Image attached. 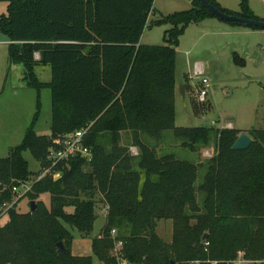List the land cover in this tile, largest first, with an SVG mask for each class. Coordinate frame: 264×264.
Returning a JSON list of instances; mask_svg holds the SVG:
<instances>
[{
	"label": "trees",
	"instance_id": "16d2710c",
	"mask_svg": "<svg viewBox=\"0 0 264 264\" xmlns=\"http://www.w3.org/2000/svg\"><path fill=\"white\" fill-rule=\"evenodd\" d=\"M207 1L228 15L262 21L249 0H241L239 12ZM0 3H8L0 15L1 33L10 41L8 62L24 66L27 87L52 93V135L40 136L32 125L23 143L0 159V219L9 217L0 226V264H93V256L72 254L70 229L88 237L98 202L109 208L105 227L92 241L102 264H233L240 253L264 264V130L249 131L251 147L234 151L240 130L175 125L180 38L190 24L214 17L198 0L189 10L159 14L150 24L155 0ZM163 25L170 26L165 44H141L147 26ZM38 66L50 67L51 82L36 78ZM195 112L200 113L197 106ZM86 128L92 161L77 158L60 165L58 180L46 177L23 197L37 202L34 212L13 208L1 217L3 204L14 199L13 189L39 174L30 171L24 153L44 166L54 140ZM167 131L193 153L214 142L213 157L200 156L195 163L159 156L146 137L158 145ZM125 132L138 155L121 144ZM44 194L51 196L50 207L40 200ZM162 220L173 222L171 242L157 234ZM114 229L124 243L119 257ZM61 242L67 253L59 249Z\"/></svg>",
	"mask_w": 264,
	"mask_h": 264
},
{
	"label": "rangeland",
	"instance_id": "374dc122",
	"mask_svg": "<svg viewBox=\"0 0 264 264\" xmlns=\"http://www.w3.org/2000/svg\"><path fill=\"white\" fill-rule=\"evenodd\" d=\"M216 1L228 5L231 10L241 11V0ZM158 4L162 6V0H158ZM166 5L167 1L163 0L165 16L191 8L190 5H186L189 6L187 8ZM249 6L255 16L264 21V0H249ZM7 7L8 3H0V15L7 13ZM169 28V25L147 26L141 38L143 45L165 44L164 35ZM8 46L7 38L0 32V159L6 158L12 148L23 143L26 132L32 125L38 135H52V93L49 89L40 90L25 85L24 66L8 62ZM263 55L264 30L230 24L215 17L190 24L181 36L177 50L175 125L219 129L232 126L242 131V134H248L253 129L264 130V63L256 62ZM36 60L40 61V55H36ZM197 64L201 65L203 76H197ZM34 72L39 81H52L50 67L38 66ZM203 78L210 84L207 102L199 104L197 90L201 88ZM182 85L187 86L185 97L180 93ZM195 106L200 113L195 112ZM146 138L151 146H156L159 156L174 154L177 159L198 163L200 156L210 159L215 153L214 142L209 147L200 149L199 154L193 153L183 148L182 142L171 131L165 133L164 140L158 145L154 140ZM121 144L129 146L132 155L133 152L140 153L138 148L132 146L130 133L122 134ZM24 157L29 163L30 171L39 173L40 163L31 152H25ZM205 170H200L199 183L203 181ZM98 199L103 200L99 195ZM40 200L50 207V194L42 195ZM30 202L21 197L16 211L20 214L31 212ZM72 210L67 209L68 212ZM96 214L94 230L88 237L70 229L74 237L71 250L74 256H93V264H102L94 257L92 241L99 237L106 225L107 207L104 203L98 202ZM8 220L9 217L4 216L0 219V226L6 225ZM157 234L163 241L171 242L173 222L160 221Z\"/></svg>",
	"mask_w": 264,
	"mask_h": 264
},
{
	"label": "built area",
	"instance_id": "2783aa9c",
	"mask_svg": "<svg viewBox=\"0 0 264 264\" xmlns=\"http://www.w3.org/2000/svg\"><path fill=\"white\" fill-rule=\"evenodd\" d=\"M196 74L197 76H203V70L199 64L196 65ZM209 84L210 83L207 79H202V86L199 90H197V101L199 104H204L207 102ZM88 131L89 128H86L84 130L69 133L54 140V146L50 149L48 154L47 164L44 166L40 165L39 174L34 179V181L22 184L20 186L21 188L16 187L13 189L14 199L10 203L3 204L1 217H3L11 209L17 208L19 199L21 197L23 198V196H25L28 192L32 191L35 183L46 177H51L53 180H58L62 176V172L57 170L60 165L68 162L69 160L77 158H84L88 162H91L93 159V154L85 142ZM137 154V152H133V155ZM108 210L109 208L107 207V215ZM111 237L115 242V255L119 257V253L124 245L123 240L120 238V235L116 229L111 231ZM120 264H123V262ZM212 264L219 263L214 261ZM233 264H254V262L245 260L244 254L240 253L238 259L233 262Z\"/></svg>",
	"mask_w": 264,
	"mask_h": 264
},
{
	"label": "water",
	"instance_id": "95a60500",
	"mask_svg": "<svg viewBox=\"0 0 264 264\" xmlns=\"http://www.w3.org/2000/svg\"><path fill=\"white\" fill-rule=\"evenodd\" d=\"M206 9L208 12H210L215 18H218L222 21L228 22L230 24H236L238 26H244L248 28H257L260 30H264V21H256L251 19L242 18L235 15H228L219 9L215 8L212 4H210L207 0H198ZM257 63H264V55L260 56L257 60ZM180 93L183 95V97L186 96V86L182 85L180 86ZM253 143V140L247 135V134H241L237 141L234 143L232 150L234 151H245L248 150ZM37 208V202L31 201L30 202V211L34 212ZM208 238V235H205L203 238V241H206ZM59 249L63 253H67V249L65 247V244L63 242L58 244Z\"/></svg>",
	"mask_w": 264,
	"mask_h": 264
},
{
	"label": "crops",
	"instance_id": "0c3cea01",
	"mask_svg": "<svg viewBox=\"0 0 264 264\" xmlns=\"http://www.w3.org/2000/svg\"><path fill=\"white\" fill-rule=\"evenodd\" d=\"M165 1H167L166 7H172V6H175V5H180L181 7H184V8L189 7V6L186 7V5H190L192 7V1L191 0H189L187 2H185L183 0H165ZM220 5H221L222 8L227 9L228 11L238 12V11L231 10V8H229V6L226 5V4H222L221 3ZM222 5H225V6H222ZM154 9H155V13L150 16V18H149V24H150V21H152L156 17H158L159 14L164 15L163 14V0H162V6H160L158 4V0H155ZM0 32H1V30H0ZM7 41L10 43V41L8 40V38H7ZM141 44H143L142 40H141ZM23 76H24V74H23ZM227 128H231L232 129V126H228Z\"/></svg>",
	"mask_w": 264,
	"mask_h": 264
}]
</instances>
